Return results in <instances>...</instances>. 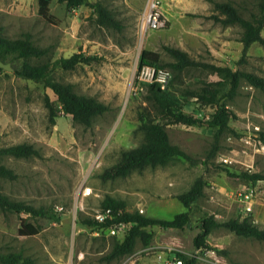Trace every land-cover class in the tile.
Returning a JSON list of instances; mask_svg holds the SVG:
<instances>
[{
	"label": "rangeland",
	"instance_id": "obj_1",
	"mask_svg": "<svg viewBox=\"0 0 264 264\" xmlns=\"http://www.w3.org/2000/svg\"><path fill=\"white\" fill-rule=\"evenodd\" d=\"M91 1L104 4L122 25L121 30L98 26L86 5L69 11L65 3L51 0L47 18L39 14L38 0H0V36L28 38L43 51L29 63L52 62L74 53L96 56L97 60L73 70L56 68L50 76L108 106L90 126L74 123L62 112L50 123L43 99L48 96L55 101L53 92L0 68V148L27 143L39 153L29 158L0 157V164L15 174L14 179L0 178V192L47 213L29 218L39 231L23 236L17 231L21 219L28 216L0 210V256L15 254L19 262L27 260L28 264H171L180 252L197 256L198 264H205V260L264 264V241L237 236L221 226L205 237L206 248L213 249V255H200L193 245L202 218L212 216L220 223L240 219L241 206L233 200V192L246 187L248 181L227 172L237 174L246 169L223 166L218 155L240 149L245 126L255 124L264 131V92L245 81L228 100L235 117L217 133L201 118L190 93L218 82V74L205 67L175 71L166 66L172 72L169 92L186 113L201 121L166 128L171 144L192 160L176 157L164 166L146 167L125 178H99L104 168L120 158L122 150L143 141L137 113L146 105L147 84L140 87L135 78L141 51L152 52L164 65L175 59L163 47H174L196 61L264 78V45L252 43L242 56L240 27L223 25L212 18L218 13L207 0ZM212 1L231 3L244 18L258 12V0ZM153 2H157L165 21L157 29L145 22ZM261 35L264 37V28ZM21 63V59L14 60L11 66L18 68ZM251 171L264 173V156L255 157ZM198 178L204 181L203 193L186 210L177 195L186 192ZM86 187L92 194H82ZM107 198L121 200L126 212L155 219H171L187 211L190 222L181 229L147 227L152 234L147 246L138 238L131 253L106 260L113 244L122 237L100 232L84 222L104 209ZM57 207L62 210L57 211ZM252 214L248 221L263 229L264 204H255Z\"/></svg>",
	"mask_w": 264,
	"mask_h": 264
},
{
	"label": "trees",
	"instance_id": "obj_2",
	"mask_svg": "<svg viewBox=\"0 0 264 264\" xmlns=\"http://www.w3.org/2000/svg\"><path fill=\"white\" fill-rule=\"evenodd\" d=\"M65 3L67 10L86 5L95 15V22L98 26L121 30L122 25L110 10L101 2L91 0H57ZM212 3L213 10L218 13L214 15L216 21L223 25L236 24L241 29L239 41L242 43V56L252 43L264 45V37L261 30L264 28V0L257 2V14H251L249 18L240 15L237 8L229 2ZM51 0H38L39 14L49 18L48 5ZM163 49L170 54L175 62L162 65L156 56L149 51L143 50L139 56L138 68L146 65L181 71L185 68L205 67L214 70L220 77L215 83L205 84L199 91L191 92L194 98V105L214 107V113L206 124L217 129L221 133L228 122L235 117V114L228 107V100L237 92L240 82L243 80L253 88L264 92V78L247 71H239L227 66H217L214 64L196 61L190 58L184 51L164 46ZM43 51L35 46L28 38L9 39L0 36V61L10 63L14 60H22L20 67L13 68V74L19 78L41 83L45 88H49L56 96L52 101L48 96H44V107L47 109V116L50 123L55 122L57 115L62 112L69 115L74 123L90 126L93 119L102 115L108 110V106L93 97L76 93L71 84L61 83L51 79V72L56 69L65 71L73 70L79 64H89L98 58L96 56H85L81 53H74L64 58L60 57L52 62L31 64L30 58H39ZM167 69V68H166ZM1 70V69H0ZM172 73V72H171ZM171 84V82H170ZM227 100V101H223ZM146 105L137 113L138 130L143 135V141L132 148L122 150L120 158L110 166L104 168L99 174L102 181L125 178L132 172L141 171L146 167L164 166L171 159L181 157L191 161L192 159L177 146L171 144L166 128L168 126L183 124L193 125L201 122L193 114L186 113L182 109V103L178 101L169 90H160L157 85L147 84ZM195 109L198 108L195 106ZM260 138L264 142V131L260 132ZM9 156L14 158H29L39 156L38 151L27 143L14 144L0 148V157ZM227 172V171H226ZM229 176L245 181L263 180L264 173L243 171L240 173H229ZM0 178L14 179V172L0 164ZM204 181L201 178L195 180L193 185L183 193L177 195L186 210L203 193ZM104 208L113 211V218L107 219L103 223L95 220H85V224L92 226L98 231L108 232L111 223H130L127 231L120 236L122 240L116 241L106 260H112L121 255L129 254L133 251L136 240L139 238L144 246L150 242L152 234L146 231L147 227L158 226L161 228L181 229L189 225L190 218L188 212L175 214L171 219H155L145 217L139 213H129L125 211L124 203L121 200L107 198ZM0 210L2 212H13L15 214L24 213L28 217L21 219L18 234L23 236L35 235L39 227L28 221L29 218L45 216L46 211L39 207L25 204L20 201L11 200L8 196L0 192ZM53 218V216H50ZM224 227L237 236L252 237L258 241H264V228L250 223L247 219H230L225 222H217L212 216L204 217L197 224L198 233L193 238L195 249L206 248L205 237L215 227ZM176 258L182 264H198L195 255H188L177 252ZM20 257L15 254L0 256V264H28L27 260L19 262Z\"/></svg>",
	"mask_w": 264,
	"mask_h": 264
},
{
	"label": "built area",
	"instance_id": "obj_3",
	"mask_svg": "<svg viewBox=\"0 0 264 264\" xmlns=\"http://www.w3.org/2000/svg\"><path fill=\"white\" fill-rule=\"evenodd\" d=\"M146 24L157 29L164 26L165 21L161 18V11L157 5V2H153L145 17ZM136 82L138 86L145 84H154L160 90H168L172 79L170 70L166 68L156 66H142L136 71ZM198 108L199 115L202 119L210 120L214 113V107L212 106H201L195 104ZM232 108L231 105L228 106ZM251 126V127H250ZM245 133L240 136V149L237 151L230 150L226 153L218 155V162L223 166H235L250 171L255 164V157L257 155L264 156V142L260 138V127L255 124L245 126L243 128ZM252 172V171H251ZM263 180H252L248 181L246 187L240 186L233 192V200L239 203L240 207V220L247 219L253 214V207L255 204H264V189L261 188ZM83 195L92 194V189L86 187L82 193ZM61 207H57V211H61ZM113 218V211L110 208H104L94 214L93 220L98 223H103L107 219ZM248 220V219H247ZM130 223L117 222L111 223L108 229V234L111 236H117L127 231ZM197 253L203 256L213 255V249L199 248ZM197 258V256H196ZM204 259V258H203ZM205 260V259H204ZM171 264H182L180 259H174ZM205 264H217V261H206Z\"/></svg>",
	"mask_w": 264,
	"mask_h": 264
},
{
	"label": "water",
	"instance_id": "obj_4",
	"mask_svg": "<svg viewBox=\"0 0 264 264\" xmlns=\"http://www.w3.org/2000/svg\"><path fill=\"white\" fill-rule=\"evenodd\" d=\"M0 68L3 69V70H6V71H10V72H13L14 71V69L10 65V63H3L1 61H0Z\"/></svg>",
	"mask_w": 264,
	"mask_h": 264
}]
</instances>
